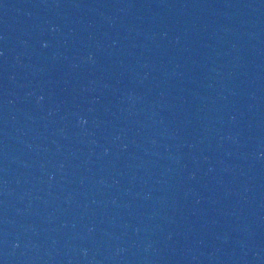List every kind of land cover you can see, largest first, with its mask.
<instances>
[{"label": "water", "instance_id": "1", "mask_svg": "<svg viewBox=\"0 0 264 264\" xmlns=\"http://www.w3.org/2000/svg\"><path fill=\"white\" fill-rule=\"evenodd\" d=\"M0 264H264V0H0Z\"/></svg>", "mask_w": 264, "mask_h": 264}]
</instances>
